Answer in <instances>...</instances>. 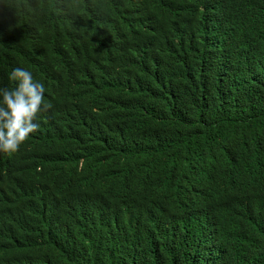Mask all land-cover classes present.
Masks as SVG:
<instances>
[{
	"label": "trees",
	"instance_id": "1",
	"mask_svg": "<svg viewBox=\"0 0 264 264\" xmlns=\"http://www.w3.org/2000/svg\"><path fill=\"white\" fill-rule=\"evenodd\" d=\"M17 67L0 264H264V0H0Z\"/></svg>",
	"mask_w": 264,
	"mask_h": 264
},
{
	"label": "clouds",
	"instance_id": "2",
	"mask_svg": "<svg viewBox=\"0 0 264 264\" xmlns=\"http://www.w3.org/2000/svg\"><path fill=\"white\" fill-rule=\"evenodd\" d=\"M9 80L13 87H0V152L12 154L39 130L38 116L52 104L44 99V84L30 71L14 68Z\"/></svg>",
	"mask_w": 264,
	"mask_h": 264
},
{
	"label": "bare ground",
	"instance_id": "3",
	"mask_svg": "<svg viewBox=\"0 0 264 264\" xmlns=\"http://www.w3.org/2000/svg\"><path fill=\"white\" fill-rule=\"evenodd\" d=\"M37 184V183H36ZM127 215V214H126ZM66 227V226H65ZM92 249V248H91ZM218 254V253H217Z\"/></svg>",
	"mask_w": 264,
	"mask_h": 264
}]
</instances>
